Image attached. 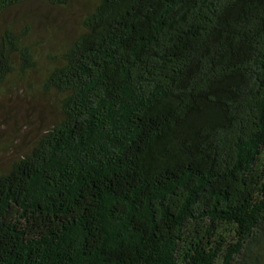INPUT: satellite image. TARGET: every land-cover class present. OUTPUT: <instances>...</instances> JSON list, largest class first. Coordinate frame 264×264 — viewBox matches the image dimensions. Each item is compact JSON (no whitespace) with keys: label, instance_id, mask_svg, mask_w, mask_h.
Listing matches in <instances>:
<instances>
[{"label":"trees","instance_id":"obj_1","mask_svg":"<svg viewBox=\"0 0 264 264\" xmlns=\"http://www.w3.org/2000/svg\"><path fill=\"white\" fill-rule=\"evenodd\" d=\"M85 7L42 70L0 33V89L59 115L0 170V264H264V0Z\"/></svg>","mask_w":264,"mask_h":264},{"label":"rangeland","instance_id":"obj_2","mask_svg":"<svg viewBox=\"0 0 264 264\" xmlns=\"http://www.w3.org/2000/svg\"><path fill=\"white\" fill-rule=\"evenodd\" d=\"M85 12V0H75L67 7L28 3L0 17V33L12 25L16 29L30 26L32 40L43 43L36 54L42 70L49 63L47 54L55 55L60 43L79 32ZM38 77L35 74L31 79L34 89H29L28 83L13 87L7 82L1 86L0 170L24 156L38 136L59 118L53 98L40 90Z\"/></svg>","mask_w":264,"mask_h":264}]
</instances>
